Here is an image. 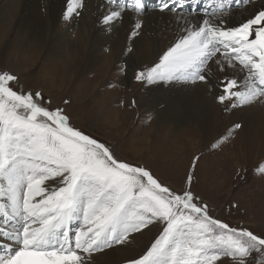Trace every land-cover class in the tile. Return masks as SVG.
Segmentation results:
<instances>
[{"label": "snow or ice", "instance_id": "snow-or-ice-1", "mask_svg": "<svg viewBox=\"0 0 264 264\" xmlns=\"http://www.w3.org/2000/svg\"><path fill=\"white\" fill-rule=\"evenodd\" d=\"M191 4L186 17L185 0H157L152 10L172 13L179 35L158 62L134 71L135 81L202 82L225 111L264 104V0ZM84 7L85 0H66L61 19ZM147 7V0H105L100 23L110 30L130 15L134 40ZM119 70L127 74L126 61ZM18 84L15 73L0 70V264H101L109 250L153 230L126 264H264V232L214 217L192 191L199 156L174 188L77 128L41 91ZM254 171L264 175V160Z\"/></svg>", "mask_w": 264, "mask_h": 264}, {"label": "rangeland", "instance_id": "rangeland-1", "mask_svg": "<svg viewBox=\"0 0 264 264\" xmlns=\"http://www.w3.org/2000/svg\"><path fill=\"white\" fill-rule=\"evenodd\" d=\"M154 1L157 3V0ZM156 3L147 0V9L154 7ZM203 7L202 3L201 8ZM191 11V0H185L184 14L187 15ZM113 32L106 31L109 35ZM4 39L7 40L6 45L10 43V36L6 35L5 31H0V42ZM11 49L8 45L5 49L8 54H2L3 49L0 46V70H9L18 76L17 88L23 86L25 91H41L45 100L52 101L51 107L65 109L77 128L111 145L116 155L123 160L147 166L156 176L174 188H180L192 158L199 156L192 191L208 203L211 214L233 226L241 224L250 227L254 232H264V175H258L254 171L264 157L255 151H247L240 138L236 142V133L241 132V128L234 130L231 126L232 128H228L221 136H224V139L220 142L216 140L214 144H204L202 139L198 141L196 132L184 134L177 132L178 130L174 131V135L171 134L172 139L168 142L166 139L162 141L160 138L164 131L158 129V116L152 104L154 95L149 93V89L158 87L159 83L142 85L136 82L133 76L135 70L148 67L145 63L136 66L131 73L128 64L135 65V60L129 59L126 75L119 70L124 62L99 63L84 69L69 65V69L62 68V72L55 77L39 79L38 73L43 69H52V66L46 61H37L33 66L13 63L9 57ZM102 71L107 75L100 82L98 75L103 74ZM71 72L76 78L65 81L64 76ZM114 81L118 86H114ZM98 82L100 83L95 93L86 92L89 86ZM216 83L212 81V84ZM64 84H71L72 87L83 86L82 90L76 93H65L56 89V86ZM106 88H109L108 92H103ZM181 94L186 97L184 100H193V97ZM133 99L136 102L134 107L130 103ZM191 135L195 140L188 143L187 139L192 137ZM185 164L186 167L179 170ZM233 204L238 207H232ZM154 231L146 232L143 236L137 235L131 247H117L123 251L121 254L125 257L122 259L116 254L114 262L126 264L127 258L144 248ZM102 261L101 264H108Z\"/></svg>", "mask_w": 264, "mask_h": 264}, {"label": "bare ground", "instance_id": "bare-ground-1", "mask_svg": "<svg viewBox=\"0 0 264 264\" xmlns=\"http://www.w3.org/2000/svg\"><path fill=\"white\" fill-rule=\"evenodd\" d=\"M150 1L156 3L154 0ZM65 8L66 0H0V31L1 33L5 31L6 35L10 36L9 44L6 45L5 39L0 42L2 54H8L5 49L10 45L12 49L9 57L13 63L33 66L37 61L48 62L52 69L41 70L37 76L39 79L55 77L62 72V68L69 69V65L84 69L99 63L115 64L125 61L128 63L131 58L135 60V65L128 64L129 72L132 73L134 68L142 63L151 66L158 62L162 51L166 50L179 35L173 14L154 11L153 7L147 9L143 31L134 40L128 38L130 15H126L122 22L110 30L102 26L100 17L105 12V0H85L81 14L69 22L61 19ZM236 19H239V15ZM106 31L114 32L109 35ZM81 45L83 46L79 48ZM129 47L133 52L127 55L126 50ZM102 72L104 73L98 75L100 82L107 75L105 71ZM220 76L221 74L217 72L216 77ZM75 78L72 72L64 76V80L68 82ZM213 81L218 82V79ZM100 82L89 86L86 92L95 93ZM65 85L56 86V89L65 93L69 91L76 93L82 90L83 86ZM114 86H118L117 83ZM109 88L103 92H108ZM149 93L154 95L152 104L158 116V129L164 131L160 140L166 139L168 142L172 139L171 134L178 130L177 132L181 131L184 134L196 132L198 141L202 139L204 144H214L216 140L220 142L223 133L238 122L242 127L241 132L236 133V142L240 138L247 151H255L264 157V104L255 103L225 111L223 105L215 98L217 91H213L211 85L202 82L197 84L162 82L158 87L149 89ZM181 93L193 97V100H184L186 97ZM187 140L191 143L195 138L192 136ZM179 149L181 150V147ZM185 167L186 164L179 170ZM118 248L101 256L102 263L117 264L114 262L116 254L124 258L125 256L121 254L123 251Z\"/></svg>", "mask_w": 264, "mask_h": 264}]
</instances>
